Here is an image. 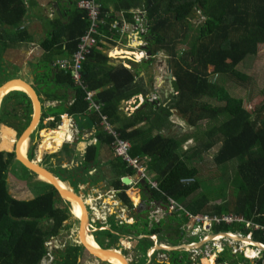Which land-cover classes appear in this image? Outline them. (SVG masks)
Listing matches in <instances>:
<instances>
[{
    "label": "trees",
    "instance_id": "obj_1",
    "mask_svg": "<svg viewBox=\"0 0 264 264\" xmlns=\"http://www.w3.org/2000/svg\"><path fill=\"white\" fill-rule=\"evenodd\" d=\"M137 2L147 23L148 52L153 55L164 51L168 56L167 62L174 78L173 92L168 98L169 105L159 106L154 110L150 103L145 101V105L148 106L146 112L136 110L132 116L123 120L119 114V104L134 94H146V89H143L139 82L134 83L132 73L126 68L107 64L108 58L103 52V43L99 42L93 48L83 62L81 72L86 89L95 91L94 101L102 104L100 114L106 116L109 123L115 126L114 130L121 139L130 143L131 157L149 159L147 172L157 182L158 190L150 189L145 183H139L143 199L137 209L132 210V215L136 219L135 224L126 228L122 226L115 231L121 236L132 231L136 237L157 233L161 241L166 240L173 246L177 245V241L182 242L185 233L181 225L175 223L172 218L166 216L159 223L150 225L151 227L146 220L145 214L150 203L162 207L166 196L183 204L187 211L194 214H201L206 209L210 214H231L264 227V95L252 114L243 107V101L239 98H231L222 106H215L207 101L220 90L212 79L213 76H223L244 88L248 86L245 83L246 75L242 74L237 66L247 57L255 56L258 47L264 45V0H137ZM194 8L201 9L205 23L191 39L188 34L192 28L189 17ZM105 11L106 8L101 4L100 18L103 25H100V30L108 34L107 28L114 19L106 15ZM78 12V19L74 13L68 26L63 29L61 27V33L62 31L65 33V45L63 47L60 43L58 49L69 58L76 51L78 40L84 34L87 25L85 12L81 10ZM25 14L24 0H0V74L3 71L5 52L15 48L20 41H27L21 40L23 38L19 36V33L25 32L19 29ZM124 17L127 22H134L131 13H125ZM77 20L79 29L76 31ZM10 31L13 32V36ZM58 36L59 31H54L40 42L44 53H49L55 48ZM184 44L186 48L179 49V46ZM39 62L45 63L44 60ZM45 77H48L47 73ZM53 82L57 86L54 89H73L75 93L73 103L66 107L62 106V111L76 117L86 112L88 104L84 99L85 93L74 85L69 71L59 70ZM41 88L48 100L62 102L66 99V95L56 94L55 90L51 92L49 87ZM16 95L18 99L27 96L24 93L10 92L5 101ZM31 113L28 108L26 126L23 129L27 127ZM171 114L176 115L188 127H195L199 122L208 120L216 124L203 133L204 141L198 143L200 147L197 145L185 147L183 142L188 141L191 135L172 136L167 133L173 126L168 120ZM98 116L94 112L90 114L91 124L97 125L100 122ZM46 117L47 114H43L42 120ZM144 118L145 128H136ZM55 120L56 122L59 120V115H55ZM52 126L54 127L55 123H52ZM153 128L157 130L155 134L149 131ZM194 137L196 142V135ZM96 138L98 144L106 146L112 141V137L101 129ZM212 148H214L212 163L227 169L231 175L224 182L230 185L227 197H223L220 204L209 208L206 207L208 202L205 197H191L200 187L198 180L189 183L182 180L196 178L198 175L196 162L201 160L203 153H210ZM97 154L98 149L95 146L86 147L82 156L83 161L78 166V177L81 176L79 171L82 169L85 171L97 166ZM28 157L32 160L30 156ZM32 162L37 164L34 160ZM13 163L20 164L15 160L13 148L0 149V264H41L47 253L44 247L46 240L62 230L70 229V221L74 223L77 219L70 215L69 203L46 182L38 181L42 187L35 197L14 198L7 183L8 169ZM121 167L123 172L132 174V170L126 168L122 162ZM59 180L66 182L65 178ZM116 180L113 187L120 191L118 198L132 209L131 202L125 195L127 187L122 186L119 178ZM211 231L240 232L246 235L249 229L244 228V223L234 222L228 225L221 222L213 223ZM106 233L115 240L119 238L110 231ZM251 236L253 241L264 244V231H252ZM83 250L81 245L74 249L71 247L64 249L58 253L61 257L57 255L58 259H54L51 264H79L78 260ZM228 251L224 250L218 264L224 263ZM251 251L248 248L246 254L254 258ZM240 261L251 264L243 257H240ZM254 264L263 263L259 260Z\"/></svg>",
    "mask_w": 264,
    "mask_h": 264
},
{
    "label": "crops",
    "instance_id": "obj_2",
    "mask_svg": "<svg viewBox=\"0 0 264 264\" xmlns=\"http://www.w3.org/2000/svg\"><path fill=\"white\" fill-rule=\"evenodd\" d=\"M78 1L79 0H24L26 14L24 21L19 26V29H21V31L24 30L25 32L23 34L19 33V36L20 38H23L21 40L27 39V41H20L18 42V44H16L15 48L7 50L3 55V60L4 64L6 62L8 63L12 61L13 58L18 62L15 71H7V74L11 73V75H17V78L25 80L27 83L32 82V76L34 78L35 74H37L34 81L36 83H39L41 87H49V89H51V92L55 90L56 94L66 95V99L62 102L56 100L51 101L48 100L41 88V92L39 93V95L42 97L41 103L44 108V111L42 108V112L43 114H47V117L43 120L42 118L40 119L36 132H38V134H41V132L45 133L47 131V135L42 136L41 142L38 146L39 152L44 150L52 152L55 151L59 146L62 149L65 145H67L68 148L73 152L68 156L63 155L59 157L62 159L61 163L63 168L64 164H67V166L78 167L80 162L83 161L82 156L87 146L93 145L98 149L97 166L89 168L85 171H83L84 169H82L81 171H79V173H81L80 177L77 176L78 169L73 171V173L76 174L72 175V180H66L65 183L67 185L65 183L63 184V182L60 181L64 185V187L67 189V186H72L82 196L88 198H90L91 196H95L97 193L104 195L105 193L112 194L111 191H114L116 192L114 193L116 196L115 200H117L119 204H123V202L118 198V190H116L113 185L117 182V178L120 179V182L122 179L126 178L129 179L130 183H135L136 177L133 172L132 174L123 172L121 162L113 156L109 146L97 143L96 137L100 129L104 131L100 125L102 115L99 112L94 111V113H97L100 116V122L97 125L91 124V122L89 121V116L91 113L88 112H85L80 117L69 116L65 111H62V106L66 107L73 103L75 98L73 89H54V87H57L53 82L55 74H57L59 70H63L56 66V61L69 59L66 54L62 53V51L58 49L60 43H62L63 47L65 45V33H63V31L61 33V27L63 29L64 27L68 26L70 17L74 13L76 19H78V11L80 10L77 7ZM136 1L137 0H101V4H103V7L106 8L105 14L109 17H112L114 20H117L118 22H124L126 26L124 36H117L118 40L116 42L103 43V52L108 58L107 64L112 67L122 66L126 68L130 73H132L134 77V83L139 82L142 88L146 89V94H134L130 98L123 100L119 104L118 110L120 117L123 120L132 116V114L136 110H144L146 112L148 110V106L145 105V101L148 102V99L153 97H157L159 99L156 104H149L154 110L158 109L159 106L166 107V105H169L170 103L168 99L169 95L173 92L172 83L170 84V82L167 81L168 72L167 67L164 66V63L167 62H165L166 56L163 51H159L153 54V56H151V61L139 59V54L137 53L130 54L128 52L119 51L120 48H125L124 45L128 44V34L134 32V29H129L130 26H132V28L134 27V22H127L124 14L131 13L132 15H138L140 12L143 13L141 6L138 5V2L136 3ZM75 29L76 31L77 29H79L78 20L76 21ZM16 30L14 29V31ZM54 31H59V36L57 37L58 43L51 52L44 53L39 44L43 39L48 38V36L51 35ZM113 48L115 50H112V52H110V50ZM13 51H17L18 55H14ZM41 60H44L45 63H40L39 61ZM142 62H145V64L148 65L145 70L139 67ZM38 63H40V65H38ZM150 63H153L154 67L150 66ZM46 73L48 77H45ZM19 75H22L24 77H21ZM153 76L154 81L156 82L155 87L156 89H158V92H154L151 90L150 80L153 79ZM107 87L108 86H106V88ZM27 109L28 107L26 106L25 110L27 111ZM25 110L23 111L24 118L26 117ZM56 114L59 115V120L57 122L55 120ZM168 120L173 124V126L167 131V133L171 134L172 136L181 135L184 122L174 114H171L168 117ZM15 123L22 125V122ZM52 123H55L54 127L52 126ZM145 123L146 118H144L143 122L136 126V128H145ZM112 126L113 128H115L114 125ZM190 130L192 129L189 127V131ZM21 131H23V129ZM149 131L155 134L157 130H154L153 128V130ZM9 136H13V134H9ZM194 138V135H191V138L189 140L195 141ZM38 155H40V153H38ZM53 161H55V159H53ZM68 169L69 167L65 168V170ZM127 195L130 198L132 197V195L138 197L139 199L141 197L142 202L143 196L142 192H140L139 189L136 190L134 188H130ZM109 225L110 229L116 232L115 230H117L118 226H115L113 222H110Z\"/></svg>",
    "mask_w": 264,
    "mask_h": 264
},
{
    "label": "rangeland",
    "instance_id": "obj_3",
    "mask_svg": "<svg viewBox=\"0 0 264 264\" xmlns=\"http://www.w3.org/2000/svg\"><path fill=\"white\" fill-rule=\"evenodd\" d=\"M196 10H193L192 15L189 17L190 24L192 28L189 30L188 34L193 39L196 36L197 31H199L200 26H202L205 23V17H202V11L200 8ZM199 12V13H198ZM14 35L13 32H9ZM189 40V39H188ZM190 42H188V45ZM181 48H186V45H180L179 49ZM122 52L121 50H119ZM128 52V53H134L131 50H126L124 49L123 52ZM165 54L166 58L168 57L166 53L163 51ZM14 55H18L17 51H13ZM140 55V54H139ZM141 57H139L140 59ZM166 60V59H165ZM167 62V60L165 61ZM17 61L13 58L12 61L6 62L5 64L3 63V71L0 74V84L8 79H13L17 78V75H11V73L7 74V71H12L14 72L16 67H17ZM11 65V66H8ZM147 64L145 62H142L139 67L144 69L147 68ZM164 66H168V62L164 63ZM237 69L244 75H246L247 79L245 80V83L248 85L246 88L244 86H239L236 85L235 83L227 80L223 76H213L212 79L216 82V84L219 86L218 92L215 94V96L212 99H208L207 101L215 106H222L225 104V102L231 98H239L243 101V107L250 112V114L253 113L254 109L261 103L264 95V45H260L258 47L257 54L253 57H247L244 61H242L238 66ZM12 76V77H10ZM21 77H24L22 75H19ZM36 90L38 93L41 92V89L39 85L37 84ZM51 91V90H50ZM20 92V91H18ZM8 95V94H7ZM2 98L0 102V149L3 147L8 148L11 150L13 146V142H10V139L17 140L18 136L22 132L21 130L26 126V117L22 116V110H25L24 104L21 102V99H17L16 96L9 98L7 101H5V98ZM5 101V102H4ZM11 103V105H10ZM21 103V104H19ZM23 104V106H22ZM44 111V108H43ZM51 112V111H50ZM58 112V111H57ZM46 113V112H45ZM7 115V116H6ZM26 119L22 125L16 124L15 120L16 119ZM224 117H222L223 119ZM29 123V122H28ZM215 122L208 120V121H202L199 122L195 128L190 127L192 130L189 131V127H187V124L184 123L182 127V135H196V142L192 140H188L186 142H183V145L185 147H194L197 145V147H200L198 143L203 142L204 139L202 137L203 133L213 126H215ZM64 125V124H63ZM40 128V127H39ZM62 128V127H61ZM13 131H12V130ZM26 129V128H25ZM23 129V130H25ZM9 131L13 132V136H9ZM37 131V130H36ZM34 132L30 138L28 139V146H27V158L28 156L31 157V159L35 158L36 162H38L37 158H39L40 165L46 166L49 168L56 178L63 179L65 178L66 180H72V175L74 174L73 171L78 169L77 166H67V164H64V168H62V159L59 158L60 156L63 155H70L73 151L68 148L67 145H63L64 147L61 149L59 146L55 151L48 152V151H41L39 152L38 146L41 142L42 136H44V133L41 132V134L38 132ZM42 135V136H41ZM9 138V139H8ZM40 140V141H39ZM193 142V143H192ZM11 143V145L9 144ZM65 143H70V142H65ZM214 148L210 150V153H203L201 160L196 162V168L198 169V175L194 180H198L200 187L197 192H195L191 197H205L207 199V205L206 207H211L213 208L215 205L220 204V201L223 200V197H227V192L230 191V185L229 183H224L228 177L231 175L230 171H227V169H223V167H218L211 161L212 153ZM35 153V155H34ZM40 153V155H38ZM52 153V155H51ZM35 156V157H34ZM39 156V157H37ZM53 159H55L56 164L52 165L51 163L54 162ZM230 166V165H229ZM69 167L68 170H65V168ZM66 174V175H65ZM68 174V175H67ZM95 174V173H94ZM75 175V174H74ZM93 176V175H92ZM63 177V178H62ZM38 181H41L38 179V177L30 173L27 169H25L22 165L13 163L12 166L9 167L8 169V174H7V183L9 187V192L10 194L16 198V199H28L35 197L38 195V193L41 191L42 185L38 183ZM60 181V180H59ZM62 182V181H61ZM144 183V182H142ZM64 184V183H63ZM66 184V183H65ZM67 185V184H66ZM147 185V184H146ZM125 187L124 185H122ZM148 186V185H147ZM127 188L125 189L126 194L129 192V187L126 186ZM149 187V186H148ZM133 199H135V196L132 195ZM65 201V200H64ZM184 206L183 204H180ZM129 207H123L119 206L118 209L115 210V213L113 216L109 217L107 221H105V226H109L110 221H115L116 224H118V229L122 228V225L124 227H131V225L135 224L136 219L133 220V224H130L131 220L128 219V217L131 216L130 212H132ZM185 209V208H184ZM186 210V209H185ZM187 211V210H186ZM208 210H204L202 215L204 214H210L207 212ZM128 216L127 218H124V214ZM199 214V213H198ZM71 215V214H70ZM212 216V215H211ZM184 218V217H183ZM165 219V218H164ZM158 218L154 219V223L156 224V221ZM163 220V219H162ZM176 221L178 224L184 223L186 220H181V218H177ZM75 223V222H74ZM182 231L186 233L184 226H182ZM105 229L104 231L98 232V237H94L95 241L98 240L99 243L96 242V244L100 247V245H103L104 243V237H110L111 239H114L112 236H109L106 233ZM114 232V231H112ZM133 232L130 231L129 234H122L120 240L117 243H121L122 248L129 247L130 245L134 244L136 241L141 240V236H133ZM203 236V235H202ZM200 236V237H202ZM220 239L219 236L216 235ZM117 238V237H116ZM123 240V241H122ZM191 240H198V237H194ZM211 238H207L205 241H207L208 245H205L208 247L207 249L202 246L201 252L202 256L200 257L199 261L201 264L203 262H210L213 260L214 255L209 252H215L216 249L213 248L211 244ZM166 241V240H162ZM48 242V245L46 247V251L48 253L47 256H45L41 264H51L54 259H58L59 252L64 251V249L78 247L80 245L77 240V230L75 229V226L71 227L68 230H62L55 236L50 237L49 239L46 240ZM220 243L222 247L224 248L225 245H227L228 249L230 251H234L235 248L234 246H240L241 249H238L237 254H232V256L227 252L225 260L228 263H233V264H241L240 262V253L245 250L244 255L246 254L247 248H243L242 244L240 242H234L232 246H229L226 242V240H220L216 242V244ZM247 243V242H246ZM150 243L147 245L139 243L138 247L143 248V250L149 246ZM115 246V245H114ZM256 250V248H254ZM117 251V250H116ZM123 251V250H122ZM205 253H208V257ZM127 256L132 255L130 250H127L126 252ZM251 255L255 257V252L251 251ZM181 256V254H180ZM187 254H183V263H185V259H187ZM259 257L262 258V255H259ZM95 258V259H94ZM264 262V257L262 258ZM79 264H84L86 262L87 264H107L104 261L99 260L98 258L94 257L93 255H90L88 252L83 250L81 252V256L79 257L78 260ZM142 262V261H141ZM205 264V263H204ZM207 264H212V263H207ZM214 264V263H213ZM264 264V263H263Z\"/></svg>",
    "mask_w": 264,
    "mask_h": 264
},
{
    "label": "built area",
    "instance_id": "obj_4",
    "mask_svg": "<svg viewBox=\"0 0 264 264\" xmlns=\"http://www.w3.org/2000/svg\"><path fill=\"white\" fill-rule=\"evenodd\" d=\"M77 7L85 12L86 18V30L82 36H80L76 51L71 55L69 59H62L56 61V66L65 71H69L71 73V78L76 87L81 88L85 93V101L87 102V110L86 112H99L101 111L102 105L98 104L94 101V91L87 90L86 86L82 82V64L86 60L87 56L91 53L93 48H95L98 43L104 42H116L117 36H124L126 26L124 22H118L117 20H113L107 28V33L105 34L100 30V25H103V21L100 18L101 15V0H79L77 2ZM134 17V32L128 34V44L124 45L125 48H120L119 50H131L137 54L141 55V60L147 59L149 54L146 51V47L148 42L146 40L147 36V23L144 18L143 13L133 14ZM115 50L114 48L110 50ZM126 52V51H125ZM134 54V53H133ZM150 100H157V97L150 98ZM100 125L107 134L112 137V141L109 145L112 154L115 158L119 159L122 163L125 164L126 168L132 170L133 174L136 177L135 183L131 182L130 188H134L138 190V184L140 182L146 183L150 189L158 190L157 182L153 179L151 175L147 172V162L148 158H138L130 156V143L126 140H123L119 137L118 133L114 130L113 126L109 123L106 116H101ZM193 179L182 180V182H192ZM129 188V189H130ZM112 194L105 193L104 195L96 194L95 196H91L90 198L83 196V199L86 203V209L88 211V223L87 230L92 232H101L106 229L105 221L109 219V217L113 216L115 210L121 205L117 200H115L116 192L111 191ZM118 192V191H117ZM166 206L169 213H172L176 217H184L186 219V227L190 230L191 233L196 234L198 240L196 241V259H200L202 256L201 248H208L205 245L207 238H211V244L213 248L216 249L215 252H209L214 255L213 261L215 262V257L219 255L223 249L227 247V245L222 247L220 243L216 244V242L220 240H226L229 246H232L235 241L231 238H242L243 234L240 232H235V234H229L233 237L230 238H220L215 239L216 234L212 233V224H219L224 222L228 225L237 222L244 223V228L249 229V233L246 235L248 240L251 239L252 231L262 230L264 231V227L258 224L252 223L249 220H245L242 217L232 216L231 214H192L186 211L181 205H179L173 198L166 196ZM212 215V216H211ZM203 235V236H202ZM202 236V237H200ZM245 244V243H244ZM48 242L44 243V247L46 248ZM246 245V244H245ZM195 247L194 243H189V247L187 249H192ZM241 246V245H240ZM240 246H234V251L232 254H237L238 249H241ZM249 246V245H247ZM261 247L256 249V258L261 259L259 255L262 254L264 250V245L261 244ZM47 252V251H46ZM208 256V253H205ZM48 253H46V256ZM210 257V256H208ZM199 261V260H198ZM262 263L263 260H262ZM197 264V263H196Z\"/></svg>",
    "mask_w": 264,
    "mask_h": 264
},
{
    "label": "flooded vegetation",
    "instance_id": "obj_5",
    "mask_svg": "<svg viewBox=\"0 0 264 264\" xmlns=\"http://www.w3.org/2000/svg\"><path fill=\"white\" fill-rule=\"evenodd\" d=\"M36 75L37 74H35L34 78L32 76V79L33 80L29 84L32 86V88L34 89V91L36 92V94L39 95V93L36 90L37 83L34 81ZM150 81H151V90L154 91V92H158V89H156V87H155L156 82L154 81V76H153V79L150 80ZM167 81H168V79H167ZM39 87L41 89V86L40 85H39ZM11 92H17L18 94L24 93V92H18V91H11ZM24 94H26V93H24ZM165 94H167V93H165ZM16 97H18V96L16 95ZM26 98L21 97V102L24 104V107L25 108L27 106L32 111V105H31V102H30V99H29L28 95L26 96ZM158 101H159V99L157 100V102ZM19 104H21V103H19ZM23 104H22V106H23ZM23 111L24 110H22V116H23ZM31 115H32V113L29 115L30 116V120H31ZM42 116H43V114H42ZM25 120L26 119H23V118L19 119L18 118V119L15 120V122H22V123H24ZM30 120H29V122H30ZM46 132L44 134H46ZM9 134H13V132H10L9 131ZM55 164H56V161L52 162V165H55ZM44 167H46V166H44ZM69 224L71 225V227L75 226V229L77 230L78 222L73 223V221H70ZM87 233L91 234L93 236V238L94 237H98V232H92V233H90L88 231ZM171 235H172V233H171ZM167 236H169V235H167ZM194 237L196 238V234H193L191 232H187V233H185V236L182 238V242L181 241H177V243H176L177 245L173 246V245H170L166 241H163L162 242L159 239L158 235H157V237L154 240H147L145 242L138 241L137 243L132 244L129 247L122 248L121 243L120 242L117 243L120 240V238H118L117 240H115V239H111L110 237L105 236L104 237V243H103V245H100V247L101 248H105V249L108 248V249H116V250L121 251L122 254H124L127 258H129V263L130 264H196L197 261L199 260V259H196V240L195 241H192L194 243V245H195V247H192V249L191 248L190 249H187V248L183 247L184 246L183 243L185 241H188L189 239H192ZM83 239H84V237L82 235V240ZM77 240H78V238H77ZM94 241H95V239H94ZM95 242H97V241H95ZM139 243L145 244V245H147L148 243H150V245L147 246L143 250L142 247L141 248L138 247ZM166 247H176V249H167ZM127 250H130V252H131L132 255L127 256V254H126ZM180 254H181V256H180ZM183 254H187L188 255L187 256V259H185V263H183V258H184L183 257ZM217 261H218V255L215 257V264H217ZM84 264H87V263L84 262ZM203 264H204V262H203Z\"/></svg>",
    "mask_w": 264,
    "mask_h": 264
},
{
    "label": "water",
    "instance_id": "obj_6",
    "mask_svg": "<svg viewBox=\"0 0 264 264\" xmlns=\"http://www.w3.org/2000/svg\"><path fill=\"white\" fill-rule=\"evenodd\" d=\"M129 29H133L132 26L129 27ZM150 55V53H148ZM151 58L152 57H149L147 61H151ZM146 61V62H147ZM150 66H153L154 67V64L153 63H150ZM167 72L169 73L168 74V81L170 82V84L172 83V81L174 80L172 78V74H171V70H170V67L169 65L167 66ZM20 82L26 89L27 91V94H28V97L30 99V102H31V105H32V115H31V120L27 126V128L22 132L21 135H19L20 137H18L19 139L22 137V135L28 131V129L32 126V124L35 122V120L37 121L35 127L30 131V133L27 135L28 139L30 138V136L36 131L37 127H38V124L40 122V119L42 118V108H43V105L41 103V99L42 97L38 94H36V92L34 91V89L32 88V86L27 83L25 80H21L19 78H13V79H9L5 82H3L1 85H0V89L3 88L4 85L8 84V83H11V82ZM2 100V99H1ZM151 105L153 104H156V101L153 100V101H150L149 102ZM13 151H14V154H15V160L17 162L20 163V165H22L25 169H27L30 173H33L35 174L37 177L39 175V173H42L44 176H46V178L49 180L48 184L51 185L58 193V195L65 201H69V200H66L67 198L66 197H70V198H73V199H78V201L82 204V208H83V213H84V217L82 219H77V222H78V226H77V238H78V242L79 244L84 248V250L86 252L89 251V249L82 243V231L84 230L85 228V231L88 232L87 230V223H88V211L86 209V203L83 199V196L76 190L74 189V187L72 186H67L68 188L67 189H59L54 180L55 179H58L56 178V176L53 174V172L50 171V169L42 166V165H38V164H34L32 162V160H23L21 159L18 154H17V142L14 140L13 141ZM44 182V181H43ZM121 182L123 183V185L127 186V185H131L129 179H122ZM47 183V182H46ZM66 198V199H65ZM70 214H71V211H69ZM71 216H73L71 214ZM74 217V216H73ZM223 236L225 238H230L229 235L227 234H223ZM232 240L234 241H240V240H244V238H231ZM258 247H260V245H257ZM183 247H189V246H183ZM168 249H176V247H170ZM100 252H115L116 254L120 255V257L123 259L124 261V264H130L129 263V258H127L124 254L120 253L121 251L117 250L116 249H105V248H99L98 249ZM119 251V252H118ZM91 255V254H90ZM96 257V256H94ZM98 258V257H96ZM99 260L100 257L98 258ZM102 261V260H101Z\"/></svg>",
    "mask_w": 264,
    "mask_h": 264
},
{
    "label": "bare ground",
    "instance_id": "obj_7",
    "mask_svg": "<svg viewBox=\"0 0 264 264\" xmlns=\"http://www.w3.org/2000/svg\"><path fill=\"white\" fill-rule=\"evenodd\" d=\"M139 57H141V55H139ZM11 91H20V92H24L27 94L25 87L20 82H16V81L11 82V83L6 84L5 86H3V88L0 89V102H1V99ZM36 123H37V121L35 120V122L28 129V131L25 132L20 139L18 138L17 140H15L17 142V147H16L17 154L23 160L27 159V156H26L27 155V146H28L27 135L35 127ZM46 135L47 134H44V136H46ZM13 140L14 139H10V142H13ZM4 148H6V147H4ZM6 149L9 150L8 148H6ZM32 160L35 161L36 159L33 158ZM37 160H38L37 164L40 165L39 163H40L41 159L39 160V158H37ZM38 179H40L41 181L47 182V183L49 182V180L46 178V176H44L42 173H39ZM54 182L59 189H66L64 187V185L58 179H55ZM66 198H65L66 200H69L68 201L69 211H71V214L75 218L82 219L84 217L82 204L78 201V199H73L70 197H66ZM82 235L84 237V239L82 240V243L89 249V251H88L89 254L96 256L98 258L100 257V259L102 261L106 262L107 264H124L123 259L120 257V255L116 254L115 252H100L98 250L100 247L94 241L93 236L85 231V228L82 231ZM217 236L220 237V235H217ZM230 236H232V235H230ZM221 237H222V235H221ZM215 239H219V238L216 237ZM244 242L253 243L251 240H247V239H244ZM204 263L207 264L206 262H204Z\"/></svg>",
    "mask_w": 264,
    "mask_h": 264
},
{
    "label": "clouds",
    "instance_id": "obj_8",
    "mask_svg": "<svg viewBox=\"0 0 264 264\" xmlns=\"http://www.w3.org/2000/svg\"><path fill=\"white\" fill-rule=\"evenodd\" d=\"M193 10H196V11H198L196 8H194ZM193 10H192V13H193ZM199 13V12H198ZM203 17V16H202ZM146 50H147V47H146ZM147 53H149L148 51H147ZM151 56H153V55H149V57H151ZM148 57V58H149ZM148 58L147 59H143V60H148ZM166 60L168 59V57L167 58H165ZM169 65V64H168ZM169 74V73H168ZM172 74V73H171ZM172 78H173V76H172ZM174 79V78H173ZM157 100H158V98H157ZM157 100H155L156 102H157ZM150 101H153V100H150V99H148V102H150ZM193 179V178H192ZM193 181H194V179H193ZM146 184V183H145ZM125 186V185H124ZM128 187L130 186V185H127ZM138 189H139V191L140 192H142V190H141V187H140V185L138 184ZM120 191L118 190V193H119ZM125 195H126V192H125ZM127 198L129 199V201L131 202V205H132V209H130V208H128V209H130L131 211L132 210H136L137 209V207L139 206V204L141 203V197H140V199L138 198V197H135V199H133V198H130L128 195H127ZM133 199V200H132ZM176 201V200H175ZM121 203V202H120ZM163 206L162 207H160V206H157L156 204H154L153 202H151L150 203V205H149V209H148V211L146 212V214H145V217H146V220H147V222L149 223V227H151L153 224H155L154 223V219L155 218H158V220L156 221V223H159L160 221H162V219H164L166 216H168V217H170V218H172L174 221H175V223H177L178 224V222L176 221V219L178 218V217H176L175 215H173L172 213H169L168 212V210H167V206H166V202H165V199H164V201H163ZM178 204H179V202H177ZM121 206H123V207H127L125 204H122L121 203ZM182 206V205H181ZM183 208H184V206H182ZM189 212V211H188ZM126 213L127 212H125V214H124V218H127V215H126ZM191 213V212H190ZM130 214H131V216L130 217H128V219H130L131 220V222H130V224H133V220H134V216L132 215V212H130ZM192 214H194V213H192ZM75 218V217H74ZM179 218H181V220H186L185 218H183V217H179ZM178 218V219H179ZM75 219H77V218H75ZM110 222H113L114 224H115V226H118V224H116V222L115 221H110ZM151 225V226H150ZM122 226H124V225H122ZM182 226H184V229H185V231H186V233L187 232H190V230H188L187 229V227H186V221L184 222V223H182L181 224V228H182ZM106 231H110L111 233H114V234H116L117 236H121V235H119L117 232H112V230L110 229V225L109 226H107L106 227ZM117 229H118V227H117ZM130 229V228H129ZM250 232V231H249ZM248 232V233H249ZM247 233V234H248ZM214 234H216V235H222V238H225L224 236H223V234H227V235H229V234H235V233H233V232H227V233H223V232H220V233H214ZM246 234V235H247ZM246 235H243V237L242 238H244V239H247L246 238ZM141 236V238L142 239H144V240H154L156 237H157V233L156 234H150V235H140ZM230 236V235H229ZM230 237H232V236H230ZM141 239V240H142ZM248 240V239H247ZM253 243H246V242H244V240H240V241H235V242H240L241 244H242V247L243 248H249V249H251L252 251H254L255 252V257L254 258H250L248 255H244V253H245V250L243 249V251L240 253L241 255H239L240 257H243V258H245V259H247V261H249L251 264H254L255 262H257V261H259V260H263L262 258H263V254H264V250L262 251V258L261 259H257L256 258V250H254V248H258V246L257 245H261L262 243H258V242H255V241H253L252 240V236H251V239H250ZM192 241H194V240H191V239H189V241H185L183 244H184V246H189V243H191ZM197 241V240H196ZM234 241V240H233ZM246 245H245V244ZM247 245H249V246H247ZM264 245V244H263ZM261 247V246H260ZM167 249L168 248H170V247H166ZM186 248H188V247H186ZM225 249H227V250H229L228 252L230 253V255L232 256V254H231V251H230V249H228V248H224L223 249V251L218 255V260H219V258L221 257V255L223 254V252H224V250ZM215 264V262L212 260V264ZM241 264H244L243 262H240ZM197 264H201L200 263V261H197ZM217 264H218V261H217ZM223 264H230V263H228L225 259H224V263ZM236 264H238V263H236Z\"/></svg>",
    "mask_w": 264,
    "mask_h": 264
}]
</instances>
